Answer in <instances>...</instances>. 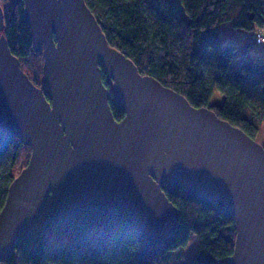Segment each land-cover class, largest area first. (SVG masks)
<instances>
[{"label": "water", "instance_id": "1", "mask_svg": "<svg viewBox=\"0 0 264 264\" xmlns=\"http://www.w3.org/2000/svg\"><path fill=\"white\" fill-rule=\"evenodd\" d=\"M9 1L24 2L44 65L37 85L11 51L0 2V130L32 151L0 212V261L87 203L116 204L165 239L179 210L164 187L182 185L235 215L234 252L216 264H264V146L142 74L86 0Z\"/></svg>", "mask_w": 264, "mask_h": 264}, {"label": "trees", "instance_id": "2", "mask_svg": "<svg viewBox=\"0 0 264 264\" xmlns=\"http://www.w3.org/2000/svg\"><path fill=\"white\" fill-rule=\"evenodd\" d=\"M0 2L11 51L39 85L44 55L34 49L25 4ZM86 2L110 45L124 52L142 74L184 95L194 107L214 110L264 146V59L250 56L248 42L225 45L221 38L225 23L236 30L264 31V0H181L188 16L175 0ZM103 79L115 119L122 120L125 109ZM216 90L225 95L223 104L213 103ZM31 153L16 135L0 130V212ZM164 191L179 210L177 228L165 239L154 238L116 204L87 203L53 225L56 238L71 233L70 240L49 244L44 233L21 243L12 258L0 264H172L174 253L188 246L192 234L198 237L199 253L189 264H216L233 254L236 218L222 202L190 194L182 185L171 190L165 186Z\"/></svg>", "mask_w": 264, "mask_h": 264}, {"label": "rangeland", "instance_id": "3", "mask_svg": "<svg viewBox=\"0 0 264 264\" xmlns=\"http://www.w3.org/2000/svg\"><path fill=\"white\" fill-rule=\"evenodd\" d=\"M175 3H176V7L180 11H182L186 16H188V14L186 13L182 5L181 0H175ZM228 24L231 29H228L226 27ZM246 33L247 31L234 29L231 23H225L222 26L221 38L226 39L227 37H230V36H239V34H246ZM254 36H255V33H254ZM252 43H253V47L256 48L257 43L255 41H253ZM249 54H251V49L249 50ZM239 69H240V64L236 66V71H239ZM224 100H225V95L222 94L219 90H216L214 97H213V103L223 104ZM262 131L264 133V126L262 128ZM71 238H72L71 233L67 234L61 239L56 238L54 234L53 226L50 227L45 233V239L49 244H60V243L70 240ZM198 253H199V240H198L197 235L192 234L190 237L188 246L185 248H180L174 253V260L172 264H189L192 261L193 257L197 255Z\"/></svg>", "mask_w": 264, "mask_h": 264}, {"label": "crops", "instance_id": "4", "mask_svg": "<svg viewBox=\"0 0 264 264\" xmlns=\"http://www.w3.org/2000/svg\"><path fill=\"white\" fill-rule=\"evenodd\" d=\"M228 29H231L229 24L226 26ZM255 32H247L246 34H239V36H230L226 39H223V42L225 44L232 43V44H245L248 42L251 46V54L250 56H258L262 59H264V44H256V48L253 47V41H255L254 38ZM256 42V41H255Z\"/></svg>", "mask_w": 264, "mask_h": 264}, {"label": "built area", "instance_id": "5", "mask_svg": "<svg viewBox=\"0 0 264 264\" xmlns=\"http://www.w3.org/2000/svg\"><path fill=\"white\" fill-rule=\"evenodd\" d=\"M254 38L257 44H264V31L263 30L256 31Z\"/></svg>", "mask_w": 264, "mask_h": 264}, {"label": "flooded vegetation", "instance_id": "6", "mask_svg": "<svg viewBox=\"0 0 264 264\" xmlns=\"http://www.w3.org/2000/svg\"><path fill=\"white\" fill-rule=\"evenodd\" d=\"M118 121H120V120H118Z\"/></svg>", "mask_w": 264, "mask_h": 264}]
</instances>
